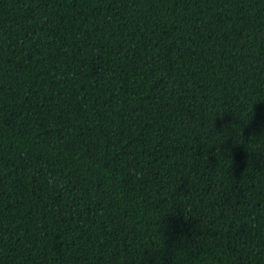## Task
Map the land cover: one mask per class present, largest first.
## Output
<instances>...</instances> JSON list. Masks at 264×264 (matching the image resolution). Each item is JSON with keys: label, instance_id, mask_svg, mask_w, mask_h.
Wrapping results in <instances>:
<instances>
[{"label": "trees", "instance_id": "trees-1", "mask_svg": "<svg viewBox=\"0 0 264 264\" xmlns=\"http://www.w3.org/2000/svg\"><path fill=\"white\" fill-rule=\"evenodd\" d=\"M0 264H264V0H0Z\"/></svg>", "mask_w": 264, "mask_h": 264}]
</instances>
